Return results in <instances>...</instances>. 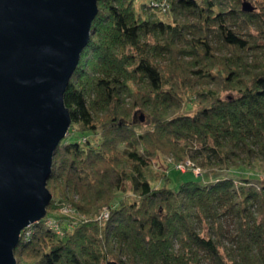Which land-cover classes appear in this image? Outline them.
I'll return each mask as SVG.
<instances>
[{
	"label": "trees",
	"instance_id": "16d2710c",
	"mask_svg": "<svg viewBox=\"0 0 264 264\" xmlns=\"http://www.w3.org/2000/svg\"><path fill=\"white\" fill-rule=\"evenodd\" d=\"M138 1L99 0L65 96L69 132L78 131L68 136H79L56 150L55 198L22 236L18 264H198L202 255L264 264V179L257 186L250 176L237 183L217 174L207 184L205 172L187 169L197 178L176 189L169 173L154 185L145 172L160 154L250 174L253 158L264 161V57L248 54L254 31L264 32V0H167L168 11L148 0L144 12ZM142 113L151 127L140 128ZM69 203L77 215L53 213ZM226 216L237 227L231 263L221 250Z\"/></svg>",
	"mask_w": 264,
	"mask_h": 264
},
{
	"label": "water",
	"instance_id": "95a60500",
	"mask_svg": "<svg viewBox=\"0 0 264 264\" xmlns=\"http://www.w3.org/2000/svg\"><path fill=\"white\" fill-rule=\"evenodd\" d=\"M99 11V0H0V264H18L24 229L48 214L73 123L66 91Z\"/></svg>",
	"mask_w": 264,
	"mask_h": 264
},
{
	"label": "rangeland",
	"instance_id": "374dc122",
	"mask_svg": "<svg viewBox=\"0 0 264 264\" xmlns=\"http://www.w3.org/2000/svg\"><path fill=\"white\" fill-rule=\"evenodd\" d=\"M148 0H139L137 2V8L140 12H144V8L142 7V3L141 2H145ZM257 6L260 5V1H258V4H255ZM264 5V3H263ZM171 8V6H170ZM169 8V9H170ZM158 12V11H156ZM161 16L169 19L171 17V13H166L163 14L161 12H158ZM254 36H253V46L252 48H250L248 50V54L250 55V59L251 60H255V59H261L264 57V32H261L259 29L254 31ZM190 105L192 107H195L196 104L192 102L190 103ZM143 114V113H142ZM146 117V116H145ZM142 120V117H141ZM151 127V123L149 120H142V125L140 126V128H148ZM72 128V127H71ZM71 130V129H70ZM76 129L73 128L72 129V133L69 132L70 135H73L74 133L78 134V131H75ZM74 131V132H73ZM68 134V135H69ZM79 135H75V136H67V139H70L72 141H76L78 139ZM98 137L96 135L92 136L91 139L94 141L95 139H97ZM176 157L174 154H160L157 157H155L154 159H152L150 161V167L145 169L146 174L148 175V177H150L151 182L154 185H157L159 182L157 180V175L159 172H167L169 173V175H171V186L174 188H179L180 184L184 181V180H188V179H195L197 178V176L192 173L191 170L186 171L185 174L186 176L177 171L176 169H174L177 165H179V163H177V159L175 161ZM192 160L194 162V164L197 167H200L201 169H205V171L203 170V172H205V180L207 182H203L205 180H200L202 181V183H212L213 181L216 180V177L220 176V177H233L236 179L237 183H242L243 181V176H250L252 177L253 181L251 184L257 185V186H261L262 183V179H264V161L260 160L258 158H253V165L255 166V171L248 173L246 171L242 172L239 170H235V169H217V170H210L208 167L204 166V168L201 166V164H199L197 162V160L192 157L191 155L187 154L185 155V158H183L181 160L185 161V160ZM201 159V157H200ZM183 174V175H182ZM217 174H219L218 176H216ZM184 177V178H183ZM255 179H260L259 181L254 180ZM50 188V187H49ZM51 190V189H50ZM51 192L54 195L55 198V193L51 190ZM129 192V191H128ZM130 193V192H129ZM128 193V194H129ZM53 198V199H54ZM69 210L70 208H73L75 210V205L72 203H69ZM54 214H70V215H77L76 213H72L69 211H53ZM222 222V227L220 229V237H221V250L222 252L225 254L227 260L231 263L232 259L235 258V256L239 255V247L237 246V241L234 239V235L237 232V227H236V223L235 220L232 217L226 216L225 218H223V220L221 219ZM204 226H209L210 224H203ZM198 264H217L215 262V260L211 259L210 257L206 256V255H202V257L199 259Z\"/></svg>",
	"mask_w": 264,
	"mask_h": 264
},
{
	"label": "built area",
	"instance_id": "2783aa9c",
	"mask_svg": "<svg viewBox=\"0 0 264 264\" xmlns=\"http://www.w3.org/2000/svg\"><path fill=\"white\" fill-rule=\"evenodd\" d=\"M152 6L156 7V8H159V9H162L163 11H168L169 8H170V4L168 3L167 0H162V1H159V0H153L152 1ZM179 163V165L176 166V168L178 169H181L182 171H186L187 169H193L194 172L197 174V175H202L203 174V169H201L200 167H197L194 162L192 160H185V161H182V162H177ZM62 211H70L71 214L72 213H75V210L73 208H70L69 210V205L67 206H64L63 208H61ZM110 215H111V209L109 207H106L105 209L102 210V212L100 213L99 215V219L102 221V222H106L109 218H110ZM46 218V217H45ZM44 218V219H45ZM88 220V218H87ZM46 224L47 226L53 228V229H56L58 230L59 232H61V222L56 219V218H48L46 219ZM34 224L30 225L29 227L25 228L24 231H23V234L22 236H24V233L27 231V233L31 234V231H29V229L33 226Z\"/></svg>",
	"mask_w": 264,
	"mask_h": 264
},
{
	"label": "bare ground",
	"instance_id": "6f19581e",
	"mask_svg": "<svg viewBox=\"0 0 264 264\" xmlns=\"http://www.w3.org/2000/svg\"><path fill=\"white\" fill-rule=\"evenodd\" d=\"M182 160V159H181ZM181 160H178L177 162H181ZM175 161H176V159H175Z\"/></svg>",
	"mask_w": 264,
	"mask_h": 264
}]
</instances>
